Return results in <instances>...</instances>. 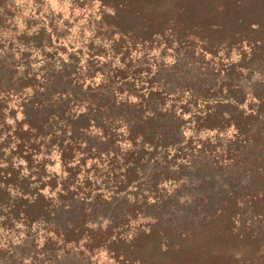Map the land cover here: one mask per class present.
I'll list each match as a JSON object with an SVG mask.
<instances>
[{
    "label": "trees",
    "instance_id": "obj_1",
    "mask_svg": "<svg viewBox=\"0 0 264 264\" xmlns=\"http://www.w3.org/2000/svg\"><path fill=\"white\" fill-rule=\"evenodd\" d=\"M0 264H264V0H0Z\"/></svg>",
    "mask_w": 264,
    "mask_h": 264
}]
</instances>
